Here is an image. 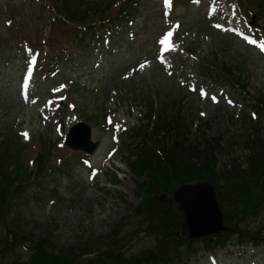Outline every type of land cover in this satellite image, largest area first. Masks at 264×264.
<instances>
[{"label": "rangeland", "instance_id": "374dc122", "mask_svg": "<svg viewBox=\"0 0 264 264\" xmlns=\"http://www.w3.org/2000/svg\"><path fill=\"white\" fill-rule=\"evenodd\" d=\"M85 1H83L82 3H84ZM159 2L160 0H141L142 3V7L144 12L146 13H151V18L153 17L152 14L157 17V10L159 9ZM190 22L189 24H193L194 26H196L197 28H201L202 30H207L208 29V24H206L205 22H195L194 17L192 15H190ZM198 18V17H197ZM196 18V19H197ZM195 19V20H196ZM192 27V26H190ZM193 28V27H192ZM189 39L192 41L194 38L189 37ZM224 46L227 50H229L227 52V54H225L224 52ZM194 49L196 52L198 53H204L207 56H214V54L218 55V59L222 61L224 68H231L232 70H235L237 67L242 66L244 68V75L245 77H247L248 80V89L252 92V94L254 96L258 95V93H262L264 95V60L259 59V57H257L255 55V53L250 50L249 48H247L245 45L238 43L237 40H235L232 37H221L217 39V42L214 43L213 45H207L204 46L203 44V40L202 38H198L195 42H194ZM185 73H181L179 75H175L174 78H183ZM151 80H153L154 82H159L158 84V88H154V92H160V96L163 95V104L165 103H171L172 98L174 97V95L171 93V90L169 89V87L166 85L168 83H170V87L177 89L178 87L176 86V84L174 83V80L170 79L168 80L166 78V76H164V73H159L156 72V74H153L150 76ZM145 82V81H144ZM121 84H114L111 83L110 86H108L105 89V102L109 101L110 97L113 96L111 93V90L116 89L118 90V88L120 87ZM166 86L168 91H163V87ZM127 90L123 89V98H122V102H123V108L122 111L124 112H120L117 116V121H127V122H133L134 124H137V120H139L140 117V107L133 110V118H128L127 115L131 116V112H128V109L125 108L126 105L130 106V105H135L134 103L138 102L139 99L146 95L148 92H150V88L147 85H143V87L140 89L139 86H137L136 84H132L131 86H127L126 88ZM87 92V90H85ZM127 91H132L129 94V97H125V94L127 93ZM13 92V86L10 85V83H7V93H1L3 94L6 99H7V104L3 107H0V110H2V108L5 109V111L7 112L9 107L12 110V113H10L8 118L7 117H3V114L0 112V117H1V121L8 125V126H13L15 123V119L16 117L22 115V113H24V123H27V115H28V111L27 110H22V107L18 103H16L13 98L12 95H10L9 93ZM16 93V92H15ZM9 94V95H8ZM90 95H91V91H90ZM168 96V98H167ZM259 96V95H258ZM16 97L18 100V94L16 93ZM261 97V96H260ZM167 98V100L165 99ZM182 99V97H180ZM110 102V101H109ZM101 104V99L97 98V102L94 106L89 107V108H83V110L85 109V114L88 117L91 118H97L100 116V110L102 108L105 107H100ZM9 106V107H8ZM138 106V105H135ZM196 106V105H195ZM200 110L204 109L205 111H207V113L210 116V119H214V122L211 126V128L209 129L208 133L210 136H215L217 134L220 133V131L222 129H224L222 127V122L224 120V115L225 113H223L222 115L219 116L218 120H216V117L218 116V110L216 108H212L210 106H200L199 107ZM198 110V108H197ZM210 120V121H211ZM45 135L48 134V130L44 132ZM49 137L46 138V141H51L52 139H55V136L51 133H49ZM99 134V133H97ZM18 135V134H17ZM19 143L21 144V146L24 147V143L21 142L20 140H18ZM110 146H108L107 148H105L104 150L102 149L100 151V155H104L108 150H109ZM47 153H49V150L47 149ZM127 154H125L126 156ZM123 156V158L121 157V154L116 158V160L114 161L113 164H111L109 166V168L107 169V172H109L108 177L103 181V185H100V187H97V185H91V186H86L83 190H81L77 196H73L69 199V202L67 203H61L59 206V209L56 211V217H55V221L56 224H58V226L60 227V229H58L54 236L55 238V242H57L60 245H66L69 244L70 239L73 238V236L76 234V230H79L78 228L81 227V225L84 223L86 226L89 225V223H91L90 225H92V223L94 224L95 228L99 227L102 225V223L104 222V220L108 217L110 211H114V212H121L124 208H126V205L116 199L115 197H123L124 200L126 201V203H132V204H139L140 203V199L137 197V195L134 192L135 189V182L131 181V180H125L122 176H124V174H129L131 175V173L129 172V169L125 163V160L127 159V157ZM123 159L122 163H120V160ZM47 163L49 162V157H47L46 159ZM75 166V164L73 163V165L71 167H65L63 169V171L61 172V174H52V175H48L46 176L47 178V182H52L53 180H55L56 178L59 180L61 177V182H63L67 187L65 188L66 191H71L74 187V189H82L86 184V177L84 178H78V180L73 184L70 185L69 182L67 181V179H65L64 175L62 174H68V172L73 171L76 174V177H78L79 175H81L83 172L78 173L79 169L75 168L72 169ZM1 169V167H0ZM118 172L119 174V179L117 181H119L117 184L112 182V178L110 175L113 174V172ZM85 179V180H84ZM124 179V180H123ZM60 181V180H59ZM112 184V188L110 189L108 187V185ZM121 183V184H120ZM119 185V186H115V185ZM49 185V184H46ZM109 188L112 192L111 195H109L108 197H103L101 196V193L99 192L101 188ZM33 191H35L34 188H30ZM118 191V193H114L115 191ZM98 193H95V192ZM86 192H90V193H94L97 196H99V198H101V200H108L106 205L109 208L106 209L105 211H103L102 213H100L98 210H100L101 208L98 207V210L95 208L94 209V205L97 203L95 201L96 198H94V202H93V213H92V218H90V207H91V202L92 199H89L87 197V195L84 194ZM164 194V192L159 191L157 192L155 195H161ZM117 195V196H115ZM226 196H228L226 194ZM114 199L115 202H114ZM167 199V198H165ZM230 199V198H229ZM230 201V200H229ZM228 201V202H229ZM227 205L229 206V203H227ZM98 206V205H96ZM44 209H39V208H34L33 210H30V213L27 214V217L32 219L34 223H37L41 229H45L47 227H52L53 225V221L49 220L48 215L49 212L46 211V214L43 213ZM26 215V214H24ZM49 220V221H48ZM92 221V222H91ZM126 221H129V218H127ZM13 223V221H9V224L11 225ZM260 227V228H259ZM262 228V229H261ZM243 235L245 237L246 240H248L249 242L253 243V242H264V221L260 218V219H251L249 221H247L243 226ZM257 229H260L261 231V235L258 236L255 232ZM24 233L26 232L25 230L23 231ZM25 244L27 246H31L30 243L25 242ZM244 244H248V243H244ZM153 245L152 242L148 241V240H139L136 242H132L129 246H128V251L129 253H135L138 252L140 250H144L147 248H150ZM259 248H258V256L264 255V246H262L261 244H258ZM185 248H183L184 250ZM26 254L23 253L21 250H17V254L15 255V258H21L22 260L25 258ZM248 259V252L244 255V257L242 258V262H239V264H244V260ZM9 258L6 259L5 261L1 262L0 264H7L9 262ZM201 264H205L204 260L202 261Z\"/></svg>", "mask_w": 264, "mask_h": 264}, {"label": "snow or ice", "instance_id": "6c2138e0", "mask_svg": "<svg viewBox=\"0 0 264 264\" xmlns=\"http://www.w3.org/2000/svg\"><path fill=\"white\" fill-rule=\"evenodd\" d=\"M164 6L166 8H170L171 7V0H164ZM177 27H178V25H177ZM172 35H173V33L171 31H169L159 40V44L163 47V50L165 52H167L169 50H172V48H173ZM249 42L253 43V44L257 43L256 41H249ZM260 48H261L262 51H264V45H260ZM161 62L163 63V61H161ZM141 67H143V65H141ZM24 87L26 88L27 85H24ZM193 90H195V89H193ZM201 95L204 96V95H207V94L202 91ZM211 99L214 102H216V97L215 96L211 97ZM229 103H231V101H229ZM202 115H203V113H202ZM24 135L27 136V133H25Z\"/></svg>", "mask_w": 264, "mask_h": 264}, {"label": "trees", "instance_id": "16d2710c", "mask_svg": "<svg viewBox=\"0 0 264 264\" xmlns=\"http://www.w3.org/2000/svg\"><path fill=\"white\" fill-rule=\"evenodd\" d=\"M182 138H183V136H182ZM182 138H181V139L179 138V140H177V142H176V143H177V145L181 146V144H180V142H179V141H181V143L183 144V142H184V141H183V139H184V138H183V139H182Z\"/></svg>", "mask_w": 264, "mask_h": 264}]
</instances>
